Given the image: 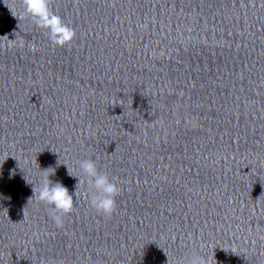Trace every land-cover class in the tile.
Instances as JSON below:
<instances>
[{
    "label": "clouds",
    "instance_id": "9594fccd",
    "mask_svg": "<svg viewBox=\"0 0 264 264\" xmlns=\"http://www.w3.org/2000/svg\"><path fill=\"white\" fill-rule=\"evenodd\" d=\"M24 12L36 27L43 29L53 46L64 47L70 45L76 38V31L67 24L63 17L53 11L52 0H22ZM23 46V41H21ZM79 168L86 179L73 176L68 169L70 176L77 178L76 191L72 194L69 189L60 182L53 183L46 175L37 190L33 185V197L37 201L49 206L53 222L57 227L63 226L64 217L74 210V196L78 197L79 187L87 183L90 190V206L105 217H111L117 209V197L121 193V187L115 178H110L108 173L99 170L97 161L92 158L83 159L78 162ZM68 168V167H67ZM52 169V168H49ZM42 172H48V170ZM54 170V169H53ZM179 264H206L205 258L199 253H193L182 258Z\"/></svg>",
    "mask_w": 264,
    "mask_h": 264
}]
</instances>
